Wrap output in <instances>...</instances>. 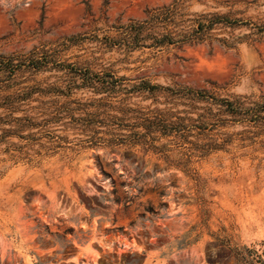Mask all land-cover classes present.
I'll use <instances>...</instances> for the list:
<instances>
[{"label": "rangeland", "instance_id": "rangeland-1", "mask_svg": "<svg viewBox=\"0 0 264 264\" xmlns=\"http://www.w3.org/2000/svg\"><path fill=\"white\" fill-rule=\"evenodd\" d=\"M173 2L0 0V53L26 57L87 35L93 39L55 54V61L107 68L127 77L128 86L147 79L246 105L263 102L264 39L247 37L249 24L214 30L216 37L237 40L235 47L211 39L125 53L94 37L113 35L114 26L143 20ZM185 5L195 14L264 23V0H185ZM68 78L59 68H22L5 82L14 90L63 85ZM113 95L105 105L93 100L99 94L91 90L72 96L85 102L86 110L99 112L97 119L122 118L123 128L105 126L96 145L81 140L88 132L75 123L25 130L21 134H34H13L0 143V264H261L264 120L254 124L204 102L219 120L198 141H229L222 149L188 157L166 138L156 142H166L164 151L120 139L137 121L136 110L165 107L163 96L156 101L148 92Z\"/></svg>", "mask_w": 264, "mask_h": 264}, {"label": "trees", "instance_id": "trees-1", "mask_svg": "<svg viewBox=\"0 0 264 264\" xmlns=\"http://www.w3.org/2000/svg\"><path fill=\"white\" fill-rule=\"evenodd\" d=\"M241 24L251 26L252 31L246 35L247 37L264 39V23L241 22L240 18H230L228 15L215 12L191 13L186 9L185 0H174L170 5L151 10L147 18L143 20L114 26L115 34L113 35L102 37L94 35V37L101 45L109 49L116 48L125 53L145 47L160 50L183 44L202 43L211 39H216L226 47H235L237 40L231 41L224 37H216L214 30L218 26ZM88 38L93 39L87 35H73L55 47L42 48L26 57L0 53V125L2 126L0 127V143L13 134L21 138H28L34 134L32 131L21 134L25 130L36 128L38 132H43L50 124L66 127L75 123L79 124L82 132H88L86 134L83 132L86 138L81 140H85L89 145H96L103 138L99 133H107L105 126H123L121 117L117 119L116 115H110L109 119L105 117L97 119L95 117L100 115L99 112L81 107L86 103H82L80 98L72 97L80 89L91 90L94 94H99L93 99L99 105L107 104L104 100L120 91L126 94L148 92L156 101H158V96H163L165 107H156L148 111L136 110L139 112L136 115L137 121L130 124L129 133H121L120 139H127L131 144L147 145L155 151H164L167 147L166 142L161 144L156 142L166 138L169 143L185 149L188 157L195 155L197 151L207 154L213 149H222L229 141L225 139L222 142H216L210 137L206 141H198L207 134L206 130L213 127L219 120L216 118L218 116L216 112L207 110L212 109L207 104L219 105L220 111L224 107V111L231 116H240L243 120L254 121V124L264 120V101L251 102L250 105H246L244 101L219 98L186 86H162L158 83H151L147 79H141L128 86L125 83L127 77L117 76L107 68L96 70L89 64H65L55 61V54L79 45ZM22 68L35 70L59 68L66 70L69 78L63 85L22 86L9 90L11 85L5 81L13 78ZM3 91L4 93H1ZM35 94L39 96L35 97ZM41 95H49L51 99L40 100ZM31 100L40 101L41 105H32ZM200 102H202L201 105H199ZM204 102L207 104H203ZM178 106H183V108L180 109ZM18 112L23 114L15 115ZM12 121H15V124L3 127L5 124H11ZM56 137L62 138L59 134H56ZM112 140L116 139L109 138V141ZM260 260L261 264H264V259L260 258Z\"/></svg>", "mask_w": 264, "mask_h": 264}]
</instances>
